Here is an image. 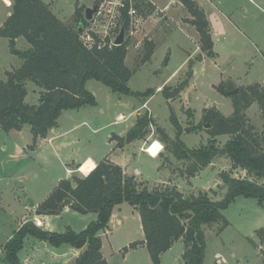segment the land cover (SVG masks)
Wrapping results in <instances>:
<instances>
[{
	"label": "rangeland",
	"instance_id": "1",
	"mask_svg": "<svg viewBox=\"0 0 264 264\" xmlns=\"http://www.w3.org/2000/svg\"><path fill=\"white\" fill-rule=\"evenodd\" d=\"M44 1L48 2L53 12L71 27L78 24L74 18L75 9L92 3V0ZM153 1L156 5H153V10H148L147 20L141 31L137 37L129 41L126 59L127 66L133 72L128 85L135 92L144 93L150 90L153 96L148 104L143 105L148 96L115 92L104 83L90 79L86 87L95 95L97 104L63 110L58 119L60 129H51L48 135L39 138L34 146L30 125H25L21 130L5 131L0 128V264H9L3 253L6 240L26 219L37 224L33 220L36 214L34 204L48 198L58 183L66 178L67 169L74 168L73 160H81L87 155L95 158L107 154L113 156L117 150L116 135L123 133V130L128 129L144 115L153 122V128L149 126L150 131L146 136L147 145L153 139L165 137L167 140L164 143V150L159 155L160 159H154L148 153L157 156V151L161 147L159 140L155 141L153 146L148 145V152L141 151L140 143L136 141L128 146L123 156L131 157L132 166L142 170L143 178L148 180L145 181L148 186L156 185L154 181L164 176L158 169L159 164L172 167V177L176 184L168 185L176 186L185 195L208 191L212 197H217V200L222 199L227 191L221 172H229L234 177H246L244 170L234 168L230 158L222 155L214 159L210 167L199 172L200 175L193 182V188L190 187L188 185L190 177L185 172L190 162L180 160L172 153L173 142L177 140V128L171 120V112L173 110L184 130L180 138L187 147H200L207 144L210 139L222 147L230 136L219 135L212 138L208 130L210 126L204 124L203 116L211 106H216L225 115L233 112L232 95L238 91L224 94L218 89L221 82L235 79L243 85H254L257 81L264 83L263 53L257 49L260 40L253 35L255 42L252 43L251 39H248L251 33L247 35L230 30L224 32L217 28L214 31V39L218 54L214 58L210 56L203 58L206 53L201 50L200 35L188 9L179 0ZM214 3L224 12L235 8L241 9V5L251 7L248 0H230L228 6L218 4L217 0H214ZM167 5L168 8L162 12L161 9ZM205 6L210 18L215 22L220 12L208 4ZM250 20L262 22L264 26V12H261V15L255 13V17H251ZM218 37L220 40H217ZM146 40H152L156 48L151 59L144 62ZM16 46L20 50H26L30 44L24 37H19ZM199 56L203 58L201 61ZM190 58L195 65L189 86L182 96L171 98V102L167 101L163 92L157 90L158 86L165 83L164 85L169 84L173 89L185 79ZM22 61L18 55L11 53L9 40L0 36V78L6 79L7 72L19 67ZM234 84L236 85L235 82ZM259 85L264 89V86ZM238 87L248 86L236 88ZM38 91V87L28 83L26 101L37 102ZM137 109L138 111H135ZM119 113L126 115L127 119L118 117ZM130 113L131 115H128ZM247 114L256 131L264 135V116L257 101L251 104ZM112 135L114 139H111ZM49 136L54 137L50 140ZM94 167L95 162L88 159L80 165V171L72 172V175L89 174ZM129 171L138 176L135 169ZM160 184L162 183L157 185ZM67 207L70 205L61 211L57 209L47 214L52 231L64 232L71 228L79 232L91 221L98 219L96 212L81 213ZM223 213L229 221L224 229L220 230L219 222L205 226L207 241L205 264H216L217 252L226 258L223 260L222 257L220 264H264V235L257 232L264 228V201L239 196ZM140 229L141 216L138 209L127 201L115 206L108 232L101 231L104 241L103 252L111 264H124L123 257L127 253L128 260L125 264H155L143 242L145 236L140 233ZM133 242L138 244L131 247ZM184 249L182 239L175 241L170 249L161 254L160 264H185Z\"/></svg>",
	"mask_w": 264,
	"mask_h": 264
},
{
	"label": "trees",
	"instance_id": "2",
	"mask_svg": "<svg viewBox=\"0 0 264 264\" xmlns=\"http://www.w3.org/2000/svg\"><path fill=\"white\" fill-rule=\"evenodd\" d=\"M179 1L193 16L201 50L214 57V43L205 11L195 0ZM145 7L153 10L151 3H146ZM84 9V6L75 9L74 18L78 24L71 27L44 0H12V12L0 28V36L9 40L11 53L23 60L19 67L7 72L6 79L0 78V128L11 131L30 125L33 146L39 138L46 137L51 129L59 126L58 119L63 110L97 104L95 95L86 87L90 79L122 94L152 95L150 90L135 92L128 85L133 74L126 63L129 41L111 50L84 46L78 31L85 23ZM19 37L29 42L28 49L17 48ZM155 48L152 40H146L144 62L151 59ZM194 65L195 62L189 59L186 78L173 89L167 84L163 86L162 92L167 99L179 96L189 86ZM28 83L39 88L37 102L26 101ZM236 87L231 80L218 86L226 95L238 89V93L232 95L233 112L230 115L211 106L203 116L204 124L210 126L212 138L230 136L222 147L213 139L200 147H187L180 138L184 130L173 110L171 112V120L177 128L172 153L176 158L190 162L185 171L190 178L222 155L230 158L234 168L246 172V177L221 172L227 185L222 199H215L208 191L185 195L176 186L168 184L150 187L135 174H126L121 165L105 158L87 175L62 179L36 209L37 214H49L55 212L65 198H71V208L81 213L96 212L98 219L79 232L71 228L64 232L45 230L32 220L25 221L4 244L7 262L20 264L19 251L26 237L31 235L55 246L66 243L83 248L72 264H107L102 253L101 231L108 229L115 206L127 201L140 213L143 242L155 264H160L161 254L179 239L185 244V264H204L205 226L219 222L220 230L224 229L229 221L223 211L239 196L264 201V135L256 131L247 114L251 104L257 101L264 116V89L259 84ZM151 122L147 115L138 118L125 136H117L118 146L146 138ZM163 139L167 141L165 137ZM257 232L264 235V228ZM137 244L133 242L130 246Z\"/></svg>",
	"mask_w": 264,
	"mask_h": 264
},
{
	"label": "crops",
	"instance_id": "3",
	"mask_svg": "<svg viewBox=\"0 0 264 264\" xmlns=\"http://www.w3.org/2000/svg\"><path fill=\"white\" fill-rule=\"evenodd\" d=\"M195 1H197L198 4L202 7V9L205 11L207 19L209 21L210 32H211L212 40H213V43H214V46H213V51L215 53L214 57H216L217 54H218L217 51L215 50L216 43H215V39H214V37H215L214 31H215V29L220 28L224 32H228V30H230V31H233L235 33H240V34H245V33L246 34L248 33L249 35L252 34L251 36H248V39L249 40L251 39L252 43L255 42V40L253 38V35H255L254 37L258 38L260 40V42H261V43H259L260 45L257 47V49H260L262 51L261 52V53H263L262 58L264 59V26H263V23L262 22H258V21H254L253 22V21L250 20L251 17H255V13H259V15H261V12H264V0H248V2L251 5V7H249L248 5H241V9H237V10H236V8L235 9H230L229 12L221 11L220 8L217 7V5L214 3V0H195ZM217 1H218V4H222L223 6H226V4L228 6L229 3H230V0H217ZM0 2H2V6L0 7V14H1L0 28H1L3 26V24L5 23V21L7 20V18L9 17V15L11 14V12H12V10H11L12 0H9V2H5V3L3 2V0H0ZM206 4H208L212 9H214V10L217 9V11L220 12V16L218 18L216 16V21L215 22L212 21V19L210 18L209 12L205 9V7H206L205 5ZM50 8L52 9L51 5H50ZM18 40H19V38L17 39V42H18ZM217 40H220V38L218 37ZM191 55H193V53L190 54V57H191ZM205 56H207V55H203V58ZM230 80L235 82L237 86H249V85L239 84L238 81H236L235 79H230ZM164 84L159 85L157 90L162 91V88H163ZM256 84H261L262 86H264V83H261V82H258V81H257ZM167 85H169V84H167ZM183 92L180 94L181 96H182ZM152 96H153V94L148 96L149 98L143 103V105H145L146 103L148 104L149 99H151ZM167 101L171 102V99H168ZM135 111H138V109L135 110ZM131 113L128 114V115H131ZM138 113L141 114L140 112H138ZM119 114L120 115L118 117H124L123 120L127 119L126 115H124L122 113H119ZM119 121H121V120H119ZM134 124H132L128 129L123 130L124 131L123 133L117 134L116 136H120V137L125 136L126 133L128 132V130ZM58 129H60V128H58ZM53 137L54 136H49V139L51 140ZM111 139H114L113 135H112ZM157 140H159L163 144L165 143L163 138L162 139H157ZM136 141L140 143V150L147 152L145 149H146V147L149 144L147 145L148 142L146 143V138L140 139V140H135V141H133L131 143L125 144L123 147H119L118 146V142H117V150L114 151V155L113 156L107 154V155H105L103 157L95 158V157H93L91 155H87V156L81 158V160L80 159H78V160L74 159L73 160L74 163H75V165L73 166L74 168H68L67 169L68 173L66 175V178L72 177L73 176L72 172L80 171L79 170L80 165L85 163V161H87L88 159H92L95 162V167H96V165L101 160L107 158L110 161L121 165L123 170H124V172L126 174L132 175L133 173L132 174L129 173L130 172L129 170H131L133 168V169H135L136 172L138 171L137 178L139 180L148 181V180H145L143 178V173H142V170L140 168H138L137 166H132L131 157H124L123 156V154L125 153V150L128 148V146L130 144L135 143ZM159 155H157V156H151L150 155V156L152 158H154V159H160ZM170 161H172V160L170 159ZM210 166L211 165L207 166L206 168H208ZM171 168L166 167L164 164H161V165L159 164L158 165V169H159V171H161V173L164 176H162V178H159L158 180H155L154 184H156V185L159 184V183H162V184H176V182L174 181V179L172 177V172H171L172 169ZM206 168L201 170L200 173L202 171H204ZM200 173H198L194 177H191L188 180V185L190 187L192 186V188H193V182L196 179V177H198L200 175ZM84 175H87V174H84ZM178 186L180 188V185H178ZM216 198L217 197H215V199ZM42 202H38V203L34 204L35 210L37 209V207ZM68 208H70V207H67V209ZM35 219H38V220H40L42 222V224L40 225L41 228H43L45 230L52 231L53 228H52V225L50 223L49 215H47V214H37L36 213V214H34V217H33V220H35ZM140 230H141L140 233H142L143 236H144V232H143V229H142V224H141V229ZM105 232H108V229L105 230ZM12 235L13 234L10 235L9 239L12 237ZM101 236H103V234H101ZM9 239H7L6 242ZM103 247H104V241H103V238H102V253H103V256L106 259L107 264H111L110 259L103 252ZM261 248H260V250H262ZM83 250H84L83 248H77V247H74V246H72L70 244H66V243L61 244L59 246H55V245L50 244L48 241H41L38 238L32 237V236L29 235V236L26 237L25 242H24V246L19 251L18 255H19V259H20V264H72L73 261L80 255V253ZM3 253L5 254L4 250H3ZM127 254L124 255V257H123L124 264H125V261L127 262V260H128ZM215 257L217 258L216 259V264H220L221 263L220 260L223 257L222 253L217 252L215 254ZM222 259L225 260L226 258L224 259V257H223ZM205 262H206V255H205L204 264H205Z\"/></svg>",
	"mask_w": 264,
	"mask_h": 264
},
{
	"label": "built area",
	"instance_id": "4",
	"mask_svg": "<svg viewBox=\"0 0 264 264\" xmlns=\"http://www.w3.org/2000/svg\"><path fill=\"white\" fill-rule=\"evenodd\" d=\"M146 3L156 5L153 0H92V3L86 6L85 9L87 7L97 8L90 19L85 17L84 9L85 23L82 24L83 30L80 33L82 43L88 49L111 50L120 45L116 43V40L123 25H125L124 42L134 39L147 20L148 9L145 7ZM167 8L168 5L164 9L162 8L161 11L163 12ZM150 126L153 128L152 122ZM156 140L153 139L149 144L152 143L151 145H153V141ZM163 150L164 144L162 143L157 155ZM148 153L155 156L151 152ZM35 221L38 226L42 224L38 219H35Z\"/></svg>",
	"mask_w": 264,
	"mask_h": 264
},
{
	"label": "water",
	"instance_id": "5",
	"mask_svg": "<svg viewBox=\"0 0 264 264\" xmlns=\"http://www.w3.org/2000/svg\"><path fill=\"white\" fill-rule=\"evenodd\" d=\"M96 8L97 7H94V8H91V7H87L85 9V17L87 19H90L93 15V13L96 11ZM192 22L194 23V20H192ZM83 30V26L80 25L79 28H78V31L79 33H81ZM124 35H125V25H123L122 29H121V32L116 40V43L117 44H122L124 43ZM238 89L235 90V92H237ZM59 127H57L58 129ZM72 203V199L71 198H65L60 204H59V207H58V211H61L64 207L70 205ZM34 204V203H33Z\"/></svg>",
	"mask_w": 264,
	"mask_h": 264
},
{
	"label": "bare ground",
	"instance_id": "6",
	"mask_svg": "<svg viewBox=\"0 0 264 264\" xmlns=\"http://www.w3.org/2000/svg\"><path fill=\"white\" fill-rule=\"evenodd\" d=\"M6 1L9 2V0H6ZM156 141H157V140H156ZM153 142L155 143V141H153ZM151 144H152V143H151ZM151 144H149V145H150V146H153V145H154V144H153V145H151ZM161 145H162V143H161ZM161 145H160V146H161ZM159 149H160V147H159ZM159 149H158V150H159ZM157 152H158V151H157Z\"/></svg>",
	"mask_w": 264,
	"mask_h": 264
}]
</instances>
